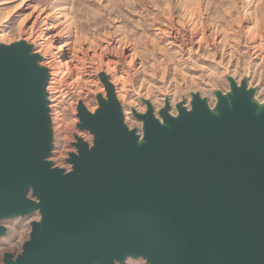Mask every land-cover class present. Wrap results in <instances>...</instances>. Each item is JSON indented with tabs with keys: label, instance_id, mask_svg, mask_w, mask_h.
Returning a JSON list of instances; mask_svg holds the SVG:
<instances>
[{
	"label": "water",
	"instance_id": "obj_1",
	"mask_svg": "<svg viewBox=\"0 0 264 264\" xmlns=\"http://www.w3.org/2000/svg\"><path fill=\"white\" fill-rule=\"evenodd\" d=\"M31 45L0 43L2 222L38 213L20 254L2 264H264V102L247 80L198 93L189 109L169 101L124 122L114 87L87 111L79 102L70 171L48 160L53 130L48 68Z\"/></svg>",
	"mask_w": 264,
	"mask_h": 264
},
{
	"label": "rangeland",
	"instance_id": "obj_2",
	"mask_svg": "<svg viewBox=\"0 0 264 264\" xmlns=\"http://www.w3.org/2000/svg\"><path fill=\"white\" fill-rule=\"evenodd\" d=\"M22 1L0 0V35H6L0 43L26 42L40 56L41 66L48 68L46 92L53 130L48 160L56 168L70 171L66 159L76 153V136L92 145L93 137L76 127V107L81 102L93 113L96 97H106L100 74L113 85L125 124L138 134L142 126L131 111L145 113L141 99L152 102L156 117L166 98L172 116L176 115L174 106L181 101L189 109L192 93L206 98L213 108V93L229 92L227 77L237 84L246 79L248 89L256 90L255 102H264V0H31L36 16L44 12L50 18L36 24L34 31L42 30L40 36L25 32L33 19L22 24L31 11L20 7ZM196 25L198 30L193 27ZM46 27H53L59 36L42 52L38 45L49 32ZM203 39L207 41L203 43ZM56 46L63 47L58 55ZM128 49L137 55L132 67L126 57ZM74 54L81 59L80 73L60 66L50 75V57L63 61ZM111 59L117 66L106 71L104 65ZM37 221L39 215L34 213L2 222L6 234L0 237V250L17 246L19 251H0V262L4 254L15 257L21 253L30 223ZM21 240L23 243H18ZM124 264L147 263L128 259Z\"/></svg>",
	"mask_w": 264,
	"mask_h": 264
},
{
	"label": "bare ground",
	"instance_id": "obj_3",
	"mask_svg": "<svg viewBox=\"0 0 264 264\" xmlns=\"http://www.w3.org/2000/svg\"><path fill=\"white\" fill-rule=\"evenodd\" d=\"M1 5V4H0ZM20 7H22L23 9H25V10H31L29 13H27L26 14V16H25V19L23 20V22H22V24L23 23H25V24H27V23H29L32 19H33V21H32V23H31V25L25 30V32H29L30 33V36L31 35H35V34H40L41 35V33H43L42 32V30H41V32L40 31H37V32H39V33H37L36 31H34L35 30V27H36V24L37 23H39V22H45V21H47L48 19H50L49 17H48V15H43V13L44 12H42L41 14H39L38 16H36L35 14H36V10H35V8H33L32 7V1L31 0H23L22 2H21V4H20ZM191 18V17H190ZM190 20H192V19H190ZM189 20V21H190ZM6 21V20H5ZM2 22H4V21H2ZM7 22V21H6ZM190 23V22H189ZM192 23V22H191ZM194 23V22H193ZM196 23V22H195ZM195 23H194V25H195ZM45 25V24H44ZM171 25V24H170ZM188 25V24H187ZM186 25V26H187ZM176 26V25H175ZM179 26H182V25H179ZM183 26H185L184 24H183ZM188 27V26H187ZM193 27H196L197 28V30H198V28L199 27H197V25L196 26H193ZM181 28V27H180ZM192 28V27H191ZM45 30H47V31H49L47 34H46V36L43 38V40L41 41V43L38 45L39 47H40V51H45V50H47V47H48V45L49 44H51L53 41H55L57 38H58V36H59V34L57 33L56 34V32H55V30H53V27H46L45 28ZM158 30V29H157ZM193 30V29H192ZM196 30V31H197ZM200 30V29H199ZM164 31V30H163ZM173 31H174V29H173ZM204 31V30H203ZM202 31V32H203ZM206 31H208V30H206ZM36 32V33H35ZM160 32H162L161 30H160ZM165 32V31H164ZM199 32V31H198ZM197 32V33H198ZM174 33H176V32H174ZM205 33V32H204ZM161 34V33H160ZM171 34V33H170ZM178 34V33H177ZM39 35V36H40ZM168 35V34H167ZM3 36H6V35H3ZM2 35H0V38L1 37H3ZM191 36V35H190ZM160 37V36H159ZM166 37H168V36H166ZM165 37V38H166ZM170 37V36H169ZM176 37V36H175ZM178 37V36H177ZM205 37V36H204ZM200 38H203V37H200ZM260 38V37H259ZM258 38V39H259ZM36 39H38V38H36ZM162 39V38H161ZM209 39H211L210 37H209ZM212 39H213V37H212ZM217 39V38H216ZM171 40V39H170ZM181 40V39H180ZM202 40V39H201ZM200 40V41H201ZM264 40V39H263ZM262 40V41H263ZM165 41V40H164ZM172 41V40H171ZM204 41H207V39L206 40H204L203 39V43H204ZM214 41V40H213ZM252 41V40H251ZM36 42V41H35ZM185 42V41H184ZM199 42V41H198ZM212 43V42H211ZM214 43V42H213ZM212 43V44H213ZM197 44V43H196ZM219 44V43H218ZM133 45V44H132ZM195 45V44H194ZM37 46V47H38ZM59 46V45H58ZM58 46H56V47H58ZM168 46V45H167ZM259 48H260V46H258ZM264 47V46H263ZM63 47H58V48H54L55 50H56V53H55V55H58L59 53L58 52H61V50H63L62 49ZM126 48V47H125ZM200 48V47H199ZM256 48V47H255ZM255 48H253V49H255ZM262 48V47H261ZM133 49V48H132ZM184 49V48H183ZM197 49V48H196ZM257 49V48H256ZM255 49V50H256ZM39 50V49H38ZM129 50V49H128ZM264 50V49H263ZM262 50V51H263ZM42 51V52H43ZM130 51V50H129ZM182 51V50H181ZM192 51V50H191ZM259 53L260 52H262L261 51V49H258L257 50ZM41 52V53H42ZM255 52V51H254ZM38 53V52H37ZM178 53V52H177ZM191 53V52H190ZM257 53V52H256ZM45 54V53H44ZM184 54V53H183ZM195 54V53H194ZM67 56V55H66ZM136 56L137 55H135V53H132V51H130V53L128 54V55H126V57H129V65H131V67L136 63ZM178 56V55H177ZM230 56V55H229ZM255 56V55H254ZM256 56H257V54H256ZM56 56H52V57H50V67H52V69H50V70H52L51 71V74L50 75H53V73L56 71V70H58V68L57 67H63V68H65L67 71H69V72H76V71H82L83 70V67H80L79 66V64H81L80 62H81V59H79L75 54L74 55H72V56H68L66 59H64L63 61L61 60V59H58V60H56V58H55ZM63 57V56H62ZM179 57H180V55H179ZM63 58H65V57H63ZM231 58H233V57H231ZM263 58V57H262ZM255 59V58H254ZM264 59V58H263ZM231 61V60H230ZM48 62V61H47ZM181 62V61H180ZM49 63H47V64H49ZM230 63V62H229ZM105 67H106V71H107V69H113V71H114V69H115V66H117V62L116 61H114L113 59H111V60H107V63H106V65H104ZM49 67V68H50ZM60 67V68H61ZM130 68V67H129ZM80 73V72H79ZM165 73V72H164ZM57 75V74H56ZM127 82V81H126ZM162 82V81H161ZM119 83H121V82H119ZM124 84V83H123ZM117 85V84H116ZM121 85H122V83H121ZM122 87H123V85H122ZM123 89H124V87H123ZM149 90V89H148ZM129 92V91H128ZM123 93V92H122ZM60 94V93H59ZM120 96V95H119ZM121 97V96H120ZM119 97V98H120ZM125 97V96H124ZM122 99V98H121ZM123 100V99H122ZM150 104H151V106H152V102H150ZM152 108H153V106H152ZM127 261V260H126ZM125 261V262H126Z\"/></svg>",
	"mask_w": 264,
	"mask_h": 264
},
{
	"label": "clouds",
	"instance_id": "obj_4",
	"mask_svg": "<svg viewBox=\"0 0 264 264\" xmlns=\"http://www.w3.org/2000/svg\"><path fill=\"white\" fill-rule=\"evenodd\" d=\"M18 243L22 244L23 243V240L19 241ZM11 250H16L17 253L19 251V248L17 246H14V249H9V248H6V249H2L0 251H11ZM0 264H2V262H0Z\"/></svg>",
	"mask_w": 264,
	"mask_h": 264
}]
</instances>
